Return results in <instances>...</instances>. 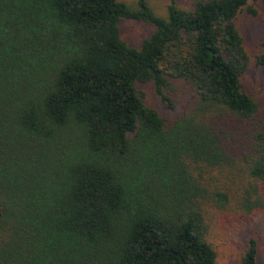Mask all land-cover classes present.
<instances>
[{"label":"trees","instance_id":"16d2710c","mask_svg":"<svg viewBox=\"0 0 264 264\" xmlns=\"http://www.w3.org/2000/svg\"><path fill=\"white\" fill-rule=\"evenodd\" d=\"M264 0H0V264H216L211 211L264 213V114L237 27ZM123 20L153 33L139 47ZM256 65L264 67V51ZM168 117L147 105L151 83ZM248 242L241 264H257Z\"/></svg>","mask_w":264,"mask_h":264},{"label":"rangeland","instance_id":"374dc122","mask_svg":"<svg viewBox=\"0 0 264 264\" xmlns=\"http://www.w3.org/2000/svg\"><path fill=\"white\" fill-rule=\"evenodd\" d=\"M131 8H138V0H120ZM174 1L182 9L191 10L196 0H147L154 13L160 17L167 16L168 6ZM256 16L243 11L237 18V27L244 40V47L250 56V66L242 79L244 91L252 94L260 103V112L264 114V67L256 65V58L264 51V3L255 4ZM121 36L133 47H139L154 31L144 22L123 20L120 24ZM145 93L147 105L157 109L161 114L173 117L186 108L192 91L182 82H177L171 98L175 105L169 108L156 94L153 84H139ZM264 126V119L262 120ZM210 233L208 241L217 253L216 264H241L248 242L256 238L259 243L257 264H264V213L251 219L237 215H221L211 211Z\"/></svg>","mask_w":264,"mask_h":264}]
</instances>
